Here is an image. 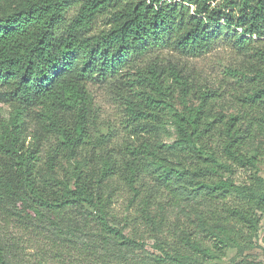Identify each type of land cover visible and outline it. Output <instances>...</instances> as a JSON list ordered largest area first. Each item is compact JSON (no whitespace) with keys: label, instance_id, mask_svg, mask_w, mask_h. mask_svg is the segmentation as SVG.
<instances>
[{"label":"trees","instance_id":"trees-1","mask_svg":"<svg viewBox=\"0 0 264 264\" xmlns=\"http://www.w3.org/2000/svg\"><path fill=\"white\" fill-rule=\"evenodd\" d=\"M223 41L242 62L215 87L184 58ZM94 81H111L121 101L120 141L103 130ZM0 102L11 107L0 118V264H20L24 248L6 229L33 219L92 230L102 247L136 245L113 214L120 182L153 227L162 194L193 190L200 222L166 228L156 264H212V248L224 256L253 237L264 253V0H0ZM169 122L177 137L165 143ZM58 233L47 238L55 256L106 264Z\"/></svg>","mask_w":264,"mask_h":264},{"label":"rangeland","instance_id":"rangeland-1","mask_svg":"<svg viewBox=\"0 0 264 264\" xmlns=\"http://www.w3.org/2000/svg\"><path fill=\"white\" fill-rule=\"evenodd\" d=\"M101 21L99 25H101ZM232 45L224 41L219 43L210 53L198 58H184L191 67L199 71L209 83L213 86H218L221 82L228 80L225 71L229 67H235L242 61V55L238 54ZM164 55L168 56L165 51ZM111 81H94L89 84V90L93 96L94 104L98 110L101 125H104V132L108 128L117 130V140H122L124 129L122 128L121 121L124 118V111L121 101L111 87ZM181 107L182 105H178ZM231 108V107H230ZM11 107L8 104L0 102V118L8 117ZM231 110V109H230ZM177 137V132L170 122L166 124L165 128L160 132V139L165 143H172ZM250 156L254 155L253 151L249 152ZM75 167L74 162H65L64 169L60 170V175H64L67 171H71ZM246 172H243L245 175ZM264 177V160L260 164V173ZM150 181L145 178L141 183ZM151 182V181H150ZM120 189L116 193V201L113 204V214L116 221L120 226H125L126 234L130 235L138 242L136 245L128 247H114L100 246L94 231L86 230L84 233H73L67 226H64L61 231H58L48 220L36 219L31 220L30 227L27 228L23 224H12L6 229L7 237H14L19 241L20 248H24L20 252V264H88L87 262H77V250L73 251L71 256L65 258L55 256L48 246L51 241L47 238L55 232L62 238H72L77 246L88 247L91 250L97 251L103 255L106 264H156L154 259L161 255L160 251L155 247L158 240H165L168 232L166 228L180 233V230L185 228L187 230H196L200 220L196 217L192 209L193 190L189 187L186 190H181L183 195H178V198L167 199L166 193L162 194L160 198L153 204L152 212L157 214L156 225L153 227L143 220L137 213L136 203H131L133 193L129 191L124 183L120 182ZM152 183V182H151ZM208 208V207H207ZM126 214H132L136 218L134 223L124 225V221H119ZM261 229L260 235L264 231V215H261ZM162 222V224H161ZM212 230L217 231L216 226L223 224L222 222H208ZM224 225V224H223ZM240 235V234H239ZM168 239V238H167ZM171 239H168V243ZM205 243L209 244L210 241L206 240ZM261 240L242 241V244L230 246L225 250L224 256H219L218 252L212 248L211 254L214 257L211 259L212 264H236L243 260L252 261L256 264H264V253L260 247ZM169 248H172L169 246ZM190 250V249H189ZM188 250V251H189ZM187 251V248L185 249ZM219 256V257H218ZM15 264L16 262L13 261ZM194 264V263H189Z\"/></svg>","mask_w":264,"mask_h":264}]
</instances>
